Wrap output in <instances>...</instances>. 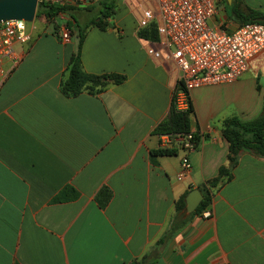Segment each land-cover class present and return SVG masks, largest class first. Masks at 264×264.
I'll list each match as a JSON object with an SVG mask.
<instances>
[{"label":"crops","instance_id":"crops-1","mask_svg":"<svg viewBox=\"0 0 264 264\" xmlns=\"http://www.w3.org/2000/svg\"><path fill=\"white\" fill-rule=\"evenodd\" d=\"M219 1L209 23L232 30L239 23ZM241 4L264 9V0ZM151 5L132 0L133 15L113 13L103 29L86 30L83 70L124 75L96 94L66 97L58 89L76 49L74 25L65 41L50 29L15 46L19 62L0 76V264H264V157L240 150L230 177L205 186L226 165L222 121L260 113L264 50L211 94L204 86L187 91L196 138L190 171L178 180L180 148L151 153L160 149L154 127L176 78L170 61L146 53L153 40L137 35L140 11ZM65 186L76 196L51 201L69 193ZM204 187L207 218L185 210L187 193L198 189L202 199ZM103 189L108 198L99 206ZM173 221V235L156 245Z\"/></svg>","mask_w":264,"mask_h":264},{"label":"built area","instance_id":"built-area-1","mask_svg":"<svg viewBox=\"0 0 264 264\" xmlns=\"http://www.w3.org/2000/svg\"><path fill=\"white\" fill-rule=\"evenodd\" d=\"M94 0H36L48 4H85ZM137 18V28L153 23L157 38L146 53L154 59L170 61L176 71L175 84L182 89L174 93L178 110L187 107L184 90L236 80L248 67L249 61L264 50V24L256 21L239 23L230 30L222 24H210L216 12L217 0H150ZM22 19L0 21V76H6L19 62L16 45L30 41L33 26ZM69 30L61 29L59 39L67 40ZM8 62L9 67L4 68ZM160 149L178 146L182 151L176 179L190 171L187 153L195 147L193 131L158 134ZM197 216L207 218L210 210L202 208Z\"/></svg>","mask_w":264,"mask_h":264},{"label":"trees","instance_id":"trees-1","mask_svg":"<svg viewBox=\"0 0 264 264\" xmlns=\"http://www.w3.org/2000/svg\"><path fill=\"white\" fill-rule=\"evenodd\" d=\"M116 0H108L106 3L98 1L100 7L97 8L96 17L91 19L81 20L78 12L82 10L83 4H48L38 2L35 8L34 16H43L46 19H51L57 15H66L69 20L65 21L66 27L73 24L76 28V49L67 61L63 75L58 83L60 93L66 97L75 96L78 93L85 91L89 94H96L100 92L108 83L118 84L124 80V75L117 73H101L93 74L83 70L79 51L82 40L85 36L86 30L90 26H96L103 29L106 25L105 19L113 14L116 9ZM231 14L232 18L238 23L246 21H256L264 24V9H255L249 6L240 4L237 0H231ZM70 11H74L78 17H74ZM55 34V32H53ZM137 35L140 38L155 40L157 34L153 23L148 26L137 29ZM182 89L179 84H175L172 90L171 102L166 116L154 127L156 134H172V133H185L189 131V114L192 112V107L189 102L188 92L184 90L187 98V107L184 110L175 108L173 99L176 90ZM222 135L227 142V155L226 165L218 168L217 174L206 181V187L216 185L222 179L230 177V170L237 161L238 152L240 150H247L256 156L264 157V82L262 84V100L260 113L249 120H240L235 116H230L222 121ZM195 141V134L193 133ZM152 154H169L171 150L158 149L153 150ZM70 189L69 193L62 192L61 190L51 199V201H65L72 199L76 196L73 188L65 186L64 189ZM63 190V188H62ZM203 197L199 201L192 214L201 210L209 201L206 188H202ZM101 198L98 199L99 206H102L108 198V192L103 189ZM100 192V194H101ZM183 207L182 197L178 198L175 202V211ZM177 229V223L173 221L165 234L156 241V245L162 243L165 239L173 235ZM17 264V263H14ZM135 264V263H130Z\"/></svg>","mask_w":264,"mask_h":264},{"label":"rangeland","instance_id":"rangeland-1","mask_svg":"<svg viewBox=\"0 0 264 264\" xmlns=\"http://www.w3.org/2000/svg\"><path fill=\"white\" fill-rule=\"evenodd\" d=\"M99 0H94L87 2L83 4V9L78 12V16L80 17L79 19L85 20V19H91L92 17H96L97 15V8L100 7L98 4ZM240 4L242 1H246L247 3H250L251 0H237ZM102 3L108 2V0H101ZM129 2H132V0H125V4L127 5ZM125 5V6H126ZM147 5H150L149 2H147ZM125 6H120L117 7L115 12L116 14L119 13H126L127 15L131 16L134 13V10H131L129 7ZM219 7H224V16L227 18H231V5L228 3L227 0H221L219 1ZM120 10V11H119ZM119 11V12H118ZM70 13L76 18L78 17L77 14L74 11H70ZM69 20V18L66 15H57L51 19H46L43 16H34L33 20L31 22H28L27 25L33 26L32 33H41L43 31H48L52 30V32L58 33L61 31L63 28H67L65 25V21ZM73 25V24H72ZM68 29V28H67ZM69 30V29H68ZM70 33V31H69ZM202 92L204 95L211 94L213 90L212 85H206L201 88ZM186 97V96H185Z\"/></svg>","mask_w":264,"mask_h":264},{"label":"water","instance_id":"water-1","mask_svg":"<svg viewBox=\"0 0 264 264\" xmlns=\"http://www.w3.org/2000/svg\"><path fill=\"white\" fill-rule=\"evenodd\" d=\"M36 0H0V21L22 19L31 22L34 17ZM201 199L198 189H191L185 199V210L192 212Z\"/></svg>","mask_w":264,"mask_h":264}]
</instances>
